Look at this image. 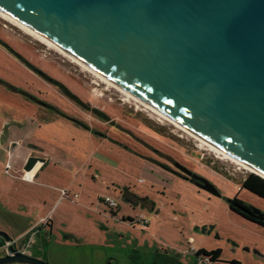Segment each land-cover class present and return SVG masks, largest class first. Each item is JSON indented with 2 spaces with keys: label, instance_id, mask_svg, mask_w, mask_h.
<instances>
[{
  "label": "rangeland",
  "instance_id": "374dc122",
  "mask_svg": "<svg viewBox=\"0 0 264 264\" xmlns=\"http://www.w3.org/2000/svg\"><path fill=\"white\" fill-rule=\"evenodd\" d=\"M5 120L30 129L0 133V231L19 236L23 227L46 222L41 219L48 214L61 232L32 255L47 249L50 264H146L155 251L169 249L195 262L193 247H230L202 230L223 236L227 229L240 246L227 254L243 264H264V226L229 208L237 198L264 212V199L242 188L251 171L216 157L0 17V124ZM27 152L49 160L33 180L19 169ZM174 162L206 177L219 194L178 175ZM36 169L25 170L26 177ZM107 196L117 203L114 211ZM105 225L136 236L140 245L98 242V228ZM0 241L6 243L1 235Z\"/></svg>",
  "mask_w": 264,
  "mask_h": 264
},
{
  "label": "water",
  "instance_id": "95a60500",
  "mask_svg": "<svg viewBox=\"0 0 264 264\" xmlns=\"http://www.w3.org/2000/svg\"><path fill=\"white\" fill-rule=\"evenodd\" d=\"M0 17L264 178V0H0ZM0 264L50 263L15 252Z\"/></svg>",
  "mask_w": 264,
  "mask_h": 264
},
{
  "label": "flooded vegetation",
  "instance_id": "af4514ba",
  "mask_svg": "<svg viewBox=\"0 0 264 264\" xmlns=\"http://www.w3.org/2000/svg\"><path fill=\"white\" fill-rule=\"evenodd\" d=\"M47 106H48V104H47ZM176 164L177 163L174 162V166L177 169L174 172H176L181 177L190 180L191 182L195 183L199 188L203 189L202 188L203 182L199 179H196L193 176H194V174H196L197 176H200L203 178H206V177L199 175L195 171L188 169L186 166L181 164L183 167L187 168L189 171L192 172L193 175L188 176L183 171H181V169H179L176 166ZM166 167H168V166H166ZM205 191H207V190H205ZM231 200H232L231 202L229 201V208H230V211L233 213L232 215H235L238 218H242L248 222L250 221V222H254V223H257V224L264 226V221L259 220L255 217H252L250 214L244 212L243 210H240L239 208L234 207L233 206L234 203L235 202L239 203V202L234 201V198ZM240 205H242V204H240ZM242 206L251 212L253 210H255L254 207H251V206L249 207L247 204L242 205ZM111 210L114 211V209H111ZM111 215L116 216V214H114V212ZM123 219L125 220V217H123ZM128 220L133 221L131 217H129ZM141 220L144 222L145 219L141 218ZM44 223H46V225H44ZM44 223H40V224H37L36 226H34L32 228H28L26 230H23L19 236L12 237L11 241H14L12 248L14 250L25 249V251H26L25 254H29L33 257L43 259V260L48 262V256L45 255L47 252V249L45 250V252H43V255H41L40 253L36 254V255H32V253H31L33 250L36 251L39 248V246H45L46 247V244L49 242V240L51 241V239H53L54 241L59 240V234L58 233L60 231H58L57 228L54 227V222H52L51 219H48ZM145 223H146V225L149 224V222H145ZM41 225L49 226V227H44ZM113 227H116V226H113ZM202 231H203V233H206L208 235H212V234L214 235L215 234L217 237L222 238L221 239L222 245L223 246L230 245L229 249L226 251L224 249V247H218L214 250H207L204 248L196 249L195 247H193L191 249V253L196 256L195 262H189V261L185 260L183 258V256L177 252H175L174 254H171L169 249H163L162 252L160 250L155 251V253L153 255V261L146 263V264H200L201 260L206 261V259H209V261H210L209 264H236L237 261L240 262L241 264H243V262L236 259L235 254L234 255L233 254H231V255L227 254V252L234 253L237 250V247H240L238 245V243L236 241H234V239L231 237L230 232L227 229L222 232L224 234L223 236L221 235L220 231H218V232L214 231L213 233L211 232V230H206V229H203ZM98 233H99L100 238H101V240L98 242H101V243L107 242L108 244H111L114 247L118 246L116 243H118V244L120 243L121 246H123V244H130V246L135 249L136 246L140 245V243H141L140 240L136 236H132L128 233H125L123 230L112 228V227H109L106 225L103 228H101V227L98 228ZM62 237H65V238L71 237V239H72V238H77V234L74 232H71L70 234H65L63 232ZM29 241H31V242L29 245H27ZM71 241H73V239ZM2 242H4V241H2ZM191 242H194L193 239L192 240L190 239V243ZM210 251L217 252V255L216 256L209 255L208 252H210ZM135 264H143V263H135ZM254 264H260V263L257 262Z\"/></svg>",
  "mask_w": 264,
  "mask_h": 264
},
{
  "label": "trees",
  "instance_id": "16d2710c",
  "mask_svg": "<svg viewBox=\"0 0 264 264\" xmlns=\"http://www.w3.org/2000/svg\"><path fill=\"white\" fill-rule=\"evenodd\" d=\"M242 188L256 194L257 196L264 198V178L255 173H250L246 177V179L243 180ZM234 201H238L240 204L245 205L243 201L237 198H234ZM208 253L209 255H213V256L217 255V252L215 251H210ZM236 264H241V263L237 261Z\"/></svg>",
  "mask_w": 264,
  "mask_h": 264
},
{
  "label": "crops",
  "instance_id": "0c3cea01",
  "mask_svg": "<svg viewBox=\"0 0 264 264\" xmlns=\"http://www.w3.org/2000/svg\"><path fill=\"white\" fill-rule=\"evenodd\" d=\"M25 130V129H30V126L29 125H25V126H21V125H19V124H12V123H7V121L5 120V121H3L1 124H0V133H5L7 130H9V132H11L12 134H14V133H16V132H20L21 130ZM13 141H12V139L11 138H8V143L9 144H11ZM32 153V152H31ZM25 155V157H23V159H24V161L25 160H27V158H28V156H29V152H27L26 154H24ZM31 155H34L33 153L31 154ZM49 161V160H48ZM48 161L46 160L45 162H47L48 163ZM44 165V164H43ZM43 165H42V167L36 172V174L34 175V177L33 178H30V179H27V180H33V179H36L37 178V176L40 174V170L43 168ZM47 165V164H46ZM20 170H22V169H24L23 168V166H21L20 168H19ZM58 190H59V188H58ZM47 217H44V218H42L41 219V221H43L44 219H51L52 220V218H51V216L50 215H46ZM40 221V222H41ZM52 222H54L53 220H52ZM37 224H39V223H37ZM37 224H35V225H37ZM35 225H29V226H27V227H23V230H26V229H28V228H32V227H34ZM22 230V231H23ZM7 242V241H6ZM3 244H5V242H2V241H0V246H3ZM2 256V255H1Z\"/></svg>",
  "mask_w": 264,
  "mask_h": 264
},
{
  "label": "built area",
  "instance_id": "2783aa9c",
  "mask_svg": "<svg viewBox=\"0 0 264 264\" xmlns=\"http://www.w3.org/2000/svg\"><path fill=\"white\" fill-rule=\"evenodd\" d=\"M31 154H32V153L29 152V156H33V155H31ZM214 154H215V153H214ZM215 155H216V154H215ZM29 156H28V157H29ZM216 157H219V156L216 155ZM26 161H27V160H26ZM26 161H25V162H26ZM25 162H23V164H22L21 166L24 167ZM22 177H23V175H22ZM23 178H24V177H23ZM105 202H106V203H107L112 209L114 208V206L117 205L115 199H114L113 197H111V196H107ZM191 240H192V239H191ZM30 242H31V241H29L27 245H29ZM13 244H14V241H11V240H10V241H7L3 246H1V247H3V249H4V253H5V255H14L15 252H22V253H25V252H26L25 249H23V250H14V249L12 248ZM209 262H210L209 259H206V261L201 260L200 264H209Z\"/></svg>",
  "mask_w": 264,
  "mask_h": 264
},
{
  "label": "bare ground",
  "instance_id": "6f19581e",
  "mask_svg": "<svg viewBox=\"0 0 264 264\" xmlns=\"http://www.w3.org/2000/svg\"><path fill=\"white\" fill-rule=\"evenodd\" d=\"M99 79V78H98ZM100 80V79H99ZM102 81V80H101ZM104 82V81H103ZM109 85V84H108ZM109 86H111V85H109ZM118 90V89H117ZM120 91V90H119ZM121 92V91H120ZM121 93H123V92H121ZM126 97H127V99H133V98H131V97H129L128 95H126L125 93H123ZM135 100V99H134ZM138 104H140V105H142L145 109H148L149 111H151L152 113H154V114H156V115H158V116H160L162 119H165V118H163L160 114H158L157 112H155L154 110H152L151 108H149V107H147L146 105H144V104H142V103H140V102H138L137 100H135ZM166 120V119H165ZM167 121V120H166ZM20 134V133H19ZM20 136H21V134H20ZM19 138V137H18ZM200 146L201 147H203V148H206V149H208L207 147H205L204 145H202L201 143H200ZM209 150V149H208ZM211 151V150H210ZM211 152H213V151H211ZM213 153H215V152H213ZM26 154V153H25ZM217 156H219L221 159H224V160H228V159H226V158H224L223 156H221V155H219V154H217V153H215ZM20 158V157H19ZM228 161H230V160H228ZM230 162H232V161H230ZM232 163H234V162H232ZM236 164V163H235ZM238 165V164H237ZM242 167V166H241ZM244 169H246V170H248V171H251V170H249V169H247V168H245V167H243ZM22 171V173H23V176H24V178H27L26 177V171H25V169H22L21 170ZM251 172H253V171H251ZM27 179H29V178H27Z\"/></svg>",
  "mask_w": 264,
  "mask_h": 264
}]
</instances>
